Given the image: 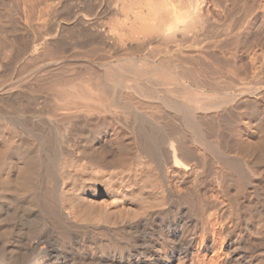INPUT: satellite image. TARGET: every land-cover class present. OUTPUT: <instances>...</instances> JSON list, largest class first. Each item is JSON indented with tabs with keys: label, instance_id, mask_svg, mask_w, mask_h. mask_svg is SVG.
<instances>
[{
	"label": "bare ground",
	"instance_id": "bare-ground-1",
	"mask_svg": "<svg viewBox=\"0 0 264 264\" xmlns=\"http://www.w3.org/2000/svg\"><path fill=\"white\" fill-rule=\"evenodd\" d=\"M69 1L0 0V264H264V0Z\"/></svg>",
	"mask_w": 264,
	"mask_h": 264
},
{
	"label": "rangeland",
	"instance_id": "rangeland-1",
	"mask_svg": "<svg viewBox=\"0 0 264 264\" xmlns=\"http://www.w3.org/2000/svg\"><path fill=\"white\" fill-rule=\"evenodd\" d=\"M77 1H78V0H75V3H76V4H75V3H74V0H73V1L71 0V3H73L74 5L72 6V4H71L70 1H69V3L67 4V6L70 4V5H71V6H70V9L73 7V9L76 10V11L78 12L80 9H77L76 5L80 4L82 0H81L80 2L78 1L79 3H78ZM83 1H84V2H83ZM83 1H82V2H83L82 4L78 5L79 8H80V6H81V10H82L83 12H81V10H80L79 12H80V13H86V12L90 11L91 13L89 12V13H90V16H89V17L92 18V16H93L94 18L97 17V18H100V19H102V20H103V18L106 17V15H107V14H106V13H107V11H106L107 7H106V6H107V5H108V6H111V4H113V0H109V1H105V0H103V1H102V0H100V1H99V0H90L91 3H90L88 0H83ZM86 1H88V2H86ZM98 1H99L100 3H98ZM104 1H105V2H104ZM110 1H112V2H110ZM238 1H239V0H238ZM238 1H236V2H238ZM242 1H243L244 3H243ZM245 1L247 2L248 0H240V3H241L242 5H239V4H238L239 2H238V3H237L238 6L236 5V7H238V8H236V10H235L234 8H230V9H231V10H235L236 12H237L238 9H239V11H241V12L244 11V10H242V7L240 8V6H244ZM250 1L252 2V0H249L248 3H246L245 6H247V5L249 4ZM256 1H257V0H253V3H251L249 6H251V5H252L251 7L256 6V3H254V2H256ZM85 2L88 3V4H89V3L91 4V5L89 4V7H92V8L94 7V12H93L94 14H92V10H91L92 8H90V10H88V9H89V8H87L88 5L85 4ZM101 2H102V3H101ZM106 2H109V4H108V3L106 4ZM229 2H230V1H229ZM229 2H225V3L229 4ZM236 2H235V3H236ZM95 3H96V4H95ZM84 4L87 5V6H85ZM93 4H94V6H93ZM100 4H101V5H100ZM82 5H84V7H82ZM99 5H100V6H99ZM103 5H105V6H103ZM67 6H66V8H67L66 11H69V7H67ZM98 6H99V7H98ZM102 6H103V8H102ZM245 6H244L243 9L249 7V6H247V7H245ZM251 7H250V9H254V8H255V7H254V8H251ZM75 8H76V9H75ZM82 8H84V9L86 8V11L83 10ZM96 8H97V9H96ZM105 8H106V9H105ZM73 9H71L69 13H71V14H75L76 11H74ZM99 9H100V10H99ZM102 9H103V10H102ZM72 10H73L74 12H73ZM101 10H102L103 12L106 11V13L104 12V14H103V12H102ZM231 10H230V11H231ZM245 10H246V9H245ZM84 11H85V12H84ZM100 11H101V12H100ZM235 11L230 12V14H228V17H227V18H229V15H231V17H232V16L234 17V15L236 14ZM95 12H96V13H95ZM98 12H100V13H98ZM69 13H67L66 15H63L64 17H63L62 19H60V22H62L63 24L67 25L66 27H68V25L70 26V24H72V23H70V22H68V21H66V20L64 19V18H67L68 15H70ZM101 13H102V14H101ZM228 13H229V12H228ZM242 13H245V12H242ZM76 14H77V13H76ZM87 14H88V13H87ZM105 14H106V15H105ZM2 15H3V14H2ZM15 15H16V14H15ZM99 15H100V16H99ZM243 15H245V14H243ZM107 16L109 17V14H108ZM254 16H255V13L253 14V17H254ZM9 17H10V16H9ZM13 17H15L14 19H16V20L18 19V20H17L18 23H19V19H21L22 17H20V18H16V16L12 15V17L9 18V23H7V24H10V21H11V22L13 21V23H14L13 26H15V27H14V28L12 27V29H15L16 26L18 25V23L16 22V20L13 19ZM17 17H19V16H17ZM69 17H70V16H69ZM102 17H103V18H102ZM5 19H6V18H5ZM104 19H105V18H104ZM106 19H108V18L106 17ZM21 20H22V19H21ZM105 21H107V20H105ZM20 22H21V21H20ZM13 23H12V24H13ZM68 23H69V24H68ZM7 24H6V25H7ZM21 24H22V22H21ZM10 25H11V24H10ZM10 25H7V28H8V29H9L8 26H10ZM72 25H73V24H72ZM72 25H71L70 27H72ZM11 26H12V25H11ZM18 26H19V27L16 28V29L21 28L22 25H21V26L18 25ZM70 27H69V28H70ZM10 29H11V28H10ZM9 43H10V42H9Z\"/></svg>",
	"mask_w": 264,
	"mask_h": 264
}]
</instances>
